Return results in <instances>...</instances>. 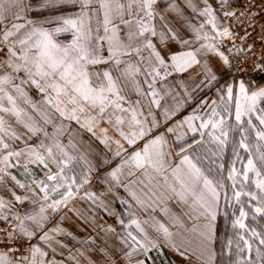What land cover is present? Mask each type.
Instances as JSON below:
<instances>
[{"label": "snow or ice", "instance_id": "snow-or-ice-1", "mask_svg": "<svg viewBox=\"0 0 264 264\" xmlns=\"http://www.w3.org/2000/svg\"><path fill=\"white\" fill-rule=\"evenodd\" d=\"M250 72L264 0H0V264H217L222 204L229 264H264Z\"/></svg>", "mask_w": 264, "mask_h": 264}, {"label": "crops", "instance_id": "crops-1", "mask_svg": "<svg viewBox=\"0 0 264 264\" xmlns=\"http://www.w3.org/2000/svg\"><path fill=\"white\" fill-rule=\"evenodd\" d=\"M64 12H71L75 11V9L71 8H65L63 10ZM60 13H49L44 12L42 16H48V15H59ZM40 15V14H35ZM35 15L33 18H35ZM218 73L221 74V83H223L224 80H230L232 77L230 76V72H221V70L217 69ZM214 91V89H213ZM34 98L39 99V97L36 95L35 92L32 93ZM208 96L212 95V92L207 93ZM134 98V97H133ZM190 110V109H189ZM186 114V113H185ZM19 130V129H18ZM88 136L85 134V139H87ZM19 144V141H17ZM102 147V146H100ZM230 150V149H228ZM96 183L95 181L93 182ZM76 206L84 213H87L88 215H91L92 213L89 211V206L87 203L83 201H77ZM119 210V205L116 206ZM174 211H179V209L175 206V204L172 205ZM225 211H227V217H225ZM69 216L72 217L73 221H76V223H80L76 220V217L69 213ZM146 218V216H145ZM233 219L232 211L225 210L223 204L221 206L220 212L218 214L217 220L215 222V228H216V239L213 247L215 248V251L217 253L216 256V262L217 264H229V260H235V256L233 255L231 258L226 254V249L224 246L227 243L228 238H230L233 235V230L231 228V221ZM111 222V221H110ZM82 226V225H81ZM72 230L76 232L77 235L83 236L85 233L77 231V229L74 226H71ZM68 243L71 245L72 241L69 240ZM154 258V264H188V261L185 260L183 257L179 256L178 254L172 252L171 250L165 248L163 249V253L160 255H157L155 252L152 253ZM192 264H198V262L195 260V257H192Z\"/></svg>", "mask_w": 264, "mask_h": 264}, {"label": "rangeland", "instance_id": "rangeland-1", "mask_svg": "<svg viewBox=\"0 0 264 264\" xmlns=\"http://www.w3.org/2000/svg\"><path fill=\"white\" fill-rule=\"evenodd\" d=\"M229 149L230 150H228L227 151V153H226V155H225V165H226V168H227V165H228V163L231 161V159H232V153H231V146H229ZM234 207H236V208H238V206H235L234 205ZM225 208V207H224ZM226 210V209H225ZM228 211H233V209L232 208H228L227 209ZM238 214V213H237ZM263 221H264V219H263ZM247 223H249L251 226H253V227H258V225L255 223V222H253V221H251V219H249L248 221H247ZM261 224H264L263 222H260Z\"/></svg>", "mask_w": 264, "mask_h": 264}, {"label": "built area", "instance_id": "built-area-1", "mask_svg": "<svg viewBox=\"0 0 264 264\" xmlns=\"http://www.w3.org/2000/svg\"><path fill=\"white\" fill-rule=\"evenodd\" d=\"M229 74L232 77L233 75H235V70L233 69V71L230 72ZM250 75L253 77L254 81H256V82H264V77L259 76L255 73H251V72H250Z\"/></svg>", "mask_w": 264, "mask_h": 264}, {"label": "trees", "instance_id": "trees-1", "mask_svg": "<svg viewBox=\"0 0 264 264\" xmlns=\"http://www.w3.org/2000/svg\"><path fill=\"white\" fill-rule=\"evenodd\" d=\"M260 222H263L264 223L263 219H261Z\"/></svg>", "mask_w": 264, "mask_h": 264}]
</instances>
